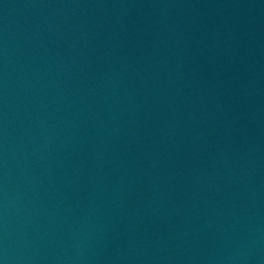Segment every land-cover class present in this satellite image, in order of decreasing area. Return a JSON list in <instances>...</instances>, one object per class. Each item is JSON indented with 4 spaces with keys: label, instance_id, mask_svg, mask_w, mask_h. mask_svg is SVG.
<instances>
[{
    "label": "water",
    "instance_id": "obj_1",
    "mask_svg": "<svg viewBox=\"0 0 264 264\" xmlns=\"http://www.w3.org/2000/svg\"><path fill=\"white\" fill-rule=\"evenodd\" d=\"M0 264H264V0H0Z\"/></svg>",
    "mask_w": 264,
    "mask_h": 264
}]
</instances>
